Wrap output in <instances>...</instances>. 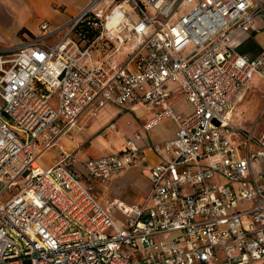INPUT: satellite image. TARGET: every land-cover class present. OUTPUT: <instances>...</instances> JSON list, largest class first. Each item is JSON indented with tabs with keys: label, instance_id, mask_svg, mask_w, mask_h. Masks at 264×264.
<instances>
[{
	"label": "built area",
	"instance_id": "obj_1",
	"mask_svg": "<svg viewBox=\"0 0 264 264\" xmlns=\"http://www.w3.org/2000/svg\"><path fill=\"white\" fill-rule=\"evenodd\" d=\"M260 14L264 0H89L1 54L0 264H264V129L233 116L254 75L264 78V52L248 58L232 34ZM170 82L190 112L169 103ZM139 100L162 105L144 130L177 124L172 139L148 143L162 159L142 202L103 203L91 185L145 162L140 132L120 150L37 162L84 111Z\"/></svg>",
	"mask_w": 264,
	"mask_h": 264
},
{
	"label": "crops",
	"instance_id": "obj_2",
	"mask_svg": "<svg viewBox=\"0 0 264 264\" xmlns=\"http://www.w3.org/2000/svg\"><path fill=\"white\" fill-rule=\"evenodd\" d=\"M88 2L89 0H0V53H12L20 42L38 35L41 32L40 24L44 21L49 22L53 28L66 25ZM254 23V28L248 31L237 29L232 34V43L236 50L248 58L257 57L264 52V15L256 16ZM62 32L63 30L58 31L49 40H57ZM117 58L118 62L124 59L118 55ZM167 86L172 92L168 101L174 109L184 114L190 112L191 104V109L187 112L178 108L177 104L186 99L175 88V84L170 82ZM161 107L162 105L152 106L139 100L125 108L106 103L99 107L95 114L86 110L69 134L59 137L54 145L40 154L49 155V163L41 165L50 166L63 149L75 151L81 159L120 150L127 137L140 132L143 137L140 143L144 147L145 162L132 164L104 182L105 187L115 194L114 198L123 203H140L150 188L149 169L162 159V155L156 153L148 143L172 139L177 126L172 117H165L164 119H171L174 123L167 135L151 138L147 134L148 130L143 129V124ZM235 110L234 120L243 128L253 129L255 132L264 129V78L258 74L254 75ZM260 117L263 118L261 122ZM100 130L103 132L98 134ZM90 133L96 136L87 146L80 147L86 138L84 136ZM124 192H127L124 199L116 196ZM94 195L103 202L98 194ZM107 206L111 207L108 203Z\"/></svg>",
	"mask_w": 264,
	"mask_h": 264
},
{
	"label": "rangeland",
	"instance_id": "obj_3",
	"mask_svg": "<svg viewBox=\"0 0 264 264\" xmlns=\"http://www.w3.org/2000/svg\"><path fill=\"white\" fill-rule=\"evenodd\" d=\"M107 2V1H106ZM191 5H187L186 8H189ZM115 45L118 47V51H117V55L118 56H121V57H125L130 51H131V47H132V42L131 41H126L122 44H119L118 42L115 43ZM8 54V53H6ZM1 55V53H0ZM5 58H9V56H5ZM9 63L6 62L5 63V66H7ZM1 73V72H0ZM57 93H55L52 98H51V103L53 104L52 107L53 108H56V100H57ZM178 108H181L183 111L187 112L191 109V106H190V102L189 101H180L178 104H177ZM263 118L260 117L259 119V122H261ZM174 126V123L172 122L171 119H162L158 124H156L153 128L149 129L147 131V134L151 137V138H157L158 136H164V135H167L173 128ZM101 132L103 131H98L97 133L101 134ZM96 136V134H87V136H84L86 137L83 141L82 144H80V147H83V146H87L89 143H91V140ZM157 136V137H156ZM37 162L39 164H48L49 163V155L47 153L45 154H42L40 156H38L36 158ZM256 168H258V166L256 165ZM91 185H92V192L94 194H98L101 198V200L103 202H106V199H110L111 197H113V195H115L114 193H112V190H108L105 185H104V182L101 181V180H97V179H92L91 180ZM127 194V192H124L122 195H116L118 196L119 198H125V195ZM127 202H130V201H127ZM112 214V217L114 218V221L122 226V218L120 217L119 213L116 211V209H114L113 207H109L107 206Z\"/></svg>",
	"mask_w": 264,
	"mask_h": 264
},
{
	"label": "bare ground",
	"instance_id": "obj_4",
	"mask_svg": "<svg viewBox=\"0 0 264 264\" xmlns=\"http://www.w3.org/2000/svg\"><path fill=\"white\" fill-rule=\"evenodd\" d=\"M116 22H117V18L113 17L112 20L109 21L108 25L109 26H112V25L114 26Z\"/></svg>",
	"mask_w": 264,
	"mask_h": 264
}]
</instances>
